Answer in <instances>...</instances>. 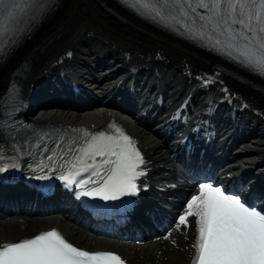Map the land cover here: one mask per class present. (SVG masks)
<instances>
[{"label": "snow or ice", "instance_id": "snow-or-ice-1", "mask_svg": "<svg viewBox=\"0 0 264 264\" xmlns=\"http://www.w3.org/2000/svg\"><path fill=\"white\" fill-rule=\"evenodd\" d=\"M122 3L172 30L183 29L264 77V0H122ZM52 6L50 0H0V61L7 59ZM85 144L86 147L78 149L79 154L64 160L68 174L60 177L84 189L79 196L118 200L139 190L135 180L144 174L137 170L144 160L129 136L117 139L101 132L92 135ZM97 157L106 158L98 161ZM189 217H195L197 225L192 264H264V206L251 203L245 193H229L222 186L201 183L199 194L191 196L178 216L177 227L188 225ZM0 264H125V261L111 251L76 247L53 228L31 238L0 244Z\"/></svg>", "mask_w": 264, "mask_h": 264}, {"label": "bare ground", "instance_id": "bare-ground-1", "mask_svg": "<svg viewBox=\"0 0 264 264\" xmlns=\"http://www.w3.org/2000/svg\"><path fill=\"white\" fill-rule=\"evenodd\" d=\"M62 9V13L56 18V22L37 37V43L31 47L28 52L37 51V44L43 43V46L49 42L55 35L61 34V39L56 38L48 44L43 57L45 59L53 52L54 49L61 47L67 39H72L79 35V32L85 30L98 29L105 36L113 40L133 42L139 38V35H133L130 30L111 21L105 15L93 0H68V5ZM97 47V46H94ZM103 48H107L104 46ZM25 48L19 55L24 54ZM49 54L47 56V52ZM20 56H17L18 59ZM45 60L42 61V63ZM6 68L0 73V84H4L7 72ZM45 118H56V112L53 109L46 110L43 116ZM66 118L73 121L83 120L80 114L74 115L68 113ZM262 134L251 140L245 147L246 152L237 160L238 166L236 172L240 173L245 168L252 167L256 164L264 163V130ZM236 160V161H237ZM235 161V162H236ZM23 217V220L21 218ZM5 215L0 212V241L18 238L24 234H31L44 227L59 225L63 227L69 236L82 245L90 247H107L121 251L133 264H188L191 251L187 250L185 245L192 240L191 229H180L173 232L172 237L176 244L172 245L169 240L148 241L142 245H137L134 241L125 243H116L107 238H101L90 232L81 229L73 222L68 221L59 214H51L46 217L35 215ZM91 241H94L91 245ZM179 244V247L177 245Z\"/></svg>", "mask_w": 264, "mask_h": 264}]
</instances>
